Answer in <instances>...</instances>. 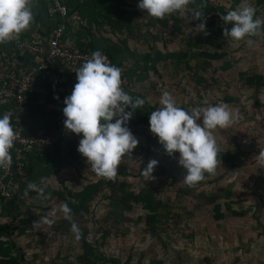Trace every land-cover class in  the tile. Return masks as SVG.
Returning a JSON list of instances; mask_svg holds the SVG:
<instances>
[{
  "label": "rangeland",
  "instance_id": "rangeland-1",
  "mask_svg": "<svg viewBox=\"0 0 264 264\" xmlns=\"http://www.w3.org/2000/svg\"><path fill=\"white\" fill-rule=\"evenodd\" d=\"M196 1L203 14L206 6ZM84 2L92 11L86 12L85 25L94 26L102 40L103 0ZM111 4L117 10L118 0ZM205 22L215 28L219 20ZM192 33H183L189 59L175 57L160 64L163 75L146 81L128 74L132 86L125 92L145 99L148 107H160L165 91L185 108L206 107L204 100L213 105L223 101L235 119L231 126L213 130L220 149L214 174L205 173L189 187L178 165L179 153L170 157L157 136L134 131L139 143L122 157L114 179L98 176L87 158L76 153L74 163L66 159L52 178L36 179L38 190H31L24 201L0 203V230H5L0 241L14 245L11 256H0V264H80L83 237L94 244L99 264H264V161L259 156L264 151V31L235 41L224 37L220 27L217 33L213 29L200 49L209 54L206 59L192 56L199 40ZM254 75L258 78L247 86L246 79ZM151 112L138 108L133 115L142 122ZM151 159L158 164L149 180L142 169ZM100 180L93 199L78 210L69 206L76 192ZM142 191L152 195L155 211L129 201L130 192ZM114 197L126 203L124 209H112ZM65 204L71 210L67 217ZM44 217L54 223H41Z\"/></svg>",
  "mask_w": 264,
  "mask_h": 264
},
{
  "label": "clouds",
  "instance_id": "clouds-1",
  "mask_svg": "<svg viewBox=\"0 0 264 264\" xmlns=\"http://www.w3.org/2000/svg\"><path fill=\"white\" fill-rule=\"evenodd\" d=\"M192 0H138V8L146 10L147 15L159 19L180 12ZM256 8L251 4L227 11L221 16L225 25L223 35L235 41L257 36L264 31V20L256 15ZM204 14L193 13V19H200L198 31L208 35ZM34 21L32 0H0V43L16 38L27 30ZM77 83L70 95L64 99V129L75 134H82L77 150L93 171L101 177L114 179L118 174V165L125 155H131L139 140L132 133L128 124L134 112L142 108L145 99L133 97L122 87L121 68L112 65L101 51L92 52L91 58L75 70ZM58 98V97H57ZM205 106L185 108L177 104L167 91L163 92L159 105L149 115V130L158 137L166 154L174 157L179 153L178 165L183 169L186 185L194 187L204 179L205 173L214 174L219 155V145L213 134L217 128H227L234 122L231 109L220 101ZM115 120L113 122V118ZM10 115L0 116V169L11 166L10 150L17 139ZM264 161V151L259 153ZM156 159L148 161L142 169V175L154 179ZM27 188L38 190L34 182ZM65 216L70 215V208L62 206ZM41 223L51 226L53 219L41 218ZM72 231L79 237V228L73 223Z\"/></svg>",
  "mask_w": 264,
  "mask_h": 264
},
{
  "label": "crops",
  "instance_id": "crops-1",
  "mask_svg": "<svg viewBox=\"0 0 264 264\" xmlns=\"http://www.w3.org/2000/svg\"><path fill=\"white\" fill-rule=\"evenodd\" d=\"M44 1L32 0L34 21L27 30L23 31L29 37L48 34L50 28L56 23L57 19L51 18L47 14ZM112 1L103 0L104 31L103 39L99 40L100 37L95 36L98 32L94 26H86L84 22L85 17L83 15H86V12H92L91 9H86L83 5L85 3L84 0H72V3H69L70 13L76 14L78 18L73 24L69 23L66 35L67 42L78 46L82 45L91 50L93 47L98 48L99 51L109 49L112 53V55H109L114 65L125 64L129 69L133 68L135 70L134 72L132 71L134 78L144 81L163 75L164 70L160 64L168 65L175 57L176 61L181 62L190 58L191 54L183 47V40L185 39L183 33L188 30L199 37L197 38L199 40L195 43L198 49L196 48L197 50L192 56L203 57V59L209 57L208 53L200 50L201 46L204 45V39L207 38V35L198 31L197 25L201 20H191L194 12H200V5L196 0H192L180 12H174L164 19L147 15L146 10L138 8V0H118L117 10L111 4ZM248 4L255 7L257 10L256 15L261 20H264V0H224L219 12L220 29L224 31L225 28L231 27V24L225 25L223 23L221 19L223 14ZM213 29L212 26L206 24L208 33ZM176 48L180 50H176ZM0 52L12 63L22 64L31 60V56L22 54L9 41L0 43ZM200 61L204 63L202 60ZM169 66H167L168 69L172 71V67ZM173 66L175 67V65ZM73 86V80L65 74V70L62 67L55 68L49 73L36 77L33 102H30L29 111L23 115V123L29 132L36 133L45 131L47 128L52 130L57 127L63 114L62 110L57 106V100L61 96L70 93L73 90ZM154 105L151 107L143 105L142 108L154 111L158 108V104ZM5 113L10 115V122L16 116L12 109L8 110V108L0 106V116ZM147 114L149 115L150 113ZM60 150L62 149L56 147L43 153L41 157L44 159L40 161L41 163H35L37 160L35 155L31 156L33 161L29 157L25 176L19 180L21 190H25L29 182L35 183L36 179H48L58 174L62 170L63 166L61 165L66 162V159L74 163V154L64 156V154L60 153ZM30 166H33L30 175L32 180H29L28 177Z\"/></svg>",
  "mask_w": 264,
  "mask_h": 264
},
{
  "label": "built area",
  "instance_id": "built-area-1",
  "mask_svg": "<svg viewBox=\"0 0 264 264\" xmlns=\"http://www.w3.org/2000/svg\"><path fill=\"white\" fill-rule=\"evenodd\" d=\"M204 6L203 14L206 19L220 21L219 10L224 0H199ZM47 14L55 18L56 23L50 28L46 35L28 37L21 32L16 38L9 42L22 54L31 56L28 63H12L2 52H0V106L13 104L15 118L11 124L18 134L13 148L10 150L12 156L11 166L0 169V198L11 200L19 194V180L25 176L26 167L31 155L43 154L54 148L65 149L69 141L80 137V134L71 133L64 129L62 114L61 121L50 131L29 132L23 123V115L29 111L30 102H33L35 92V80L37 76L46 74L55 68L62 67L65 74L70 77L74 85L77 83L76 69L91 58L92 50L83 49L77 44L68 43L66 40L69 23H74L78 18L71 14L70 6L63 0H45ZM109 62L113 64L112 58L106 51ZM116 66V65H115ZM121 68V87L123 90L132 86V81L126 74L129 67L125 64ZM74 87V86H73ZM72 92V91H71ZM61 96L57 100V106L62 110L65 107L64 99ZM63 112V111H62ZM115 117L113 118V122ZM131 131L139 134L155 136L149 130V120L137 122L133 115L128 124Z\"/></svg>",
  "mask_w": 264,
  "mask_h": 264
},
{
  "label": "trees",
  "instance_id": "trees-1",
  "mask_svg": "<svg viewBox=\"0 0 264 264\" xmlns=\"http://www.w3.org/2000/svg\"><path fill=\"white\" fill-rule=\"evenodd\" d=\"M63 1L66 2L68 5H70L69 3H72V0H63ZM87 4H89V3H87ZM83 16H85V15H83ZM211 24H214V23L211 22ZM215 26H216L215 27L216 29L214 28V30L217 33V30H219V26H220L219 25V22ZM24 35L25 36H28L26 34H24ZM80 47L83 48V49H87V47L82 46V45H80ZM92 51H96V48L93 47L92 48ZM106 52L108 54H111L112 55V53L109 51V49H107ZM118 66H120V65H118ZM132 71L134 72L135 70H131L130 71L131 74H133ZM130 73H129V70L126 71L127 76ZM251 78L252 79H248V78L246 79V81H247V84L246 85L247 86L248 85L249 86H252L253 85V82L255 81V79L258 78V76L254 75ZM256 81H257V86H259L260 85V81L259 80H256ZM4 107L8 108V110L9 109H12V111H14L13 104H10V105L4 106ZM136 120H138L137 117H136ZM45 131H50V129L47 128ZM135 133L138 135L137 132H135ZM81 136H82V134H80V137H78V138H76L74 140L69 141L68 144H67V148L60 150V153L64 154V156L65 155L66 156H69L71 154H74L75 155L76 153H79L78 150H77V147H78L79 140H80ZM31 156H33V155H31ZM35 157L37 159L35 163H41L40 161H43V159H44L43 157H41V154H37V155H35ZM32 158L33 157H31V160H32ZM101 181L102 180H100L98 182H94V183L88 184L81 191L76 192L74 194L75 201H74L73 204L69 203V206H71V207L74 206V210L75 209L78 210L81 206H84V204L86 202H88L89 200L93 199L92 198L93 197V194L96 193L99 190V186H101V183H102ZM30 191L31 190L28 189V188H26L25 190H21V188H20L19 189V194L14 199L6 200V199L0 198V203H3L2 205H7V204L10 205V204H14V202L15 203H19L20 201H24L25 199L28 198ZM127 197L129 198V201L132 200L134 203L142 205L143 208L146 209V210H150V211H155L156 210V206L154 204V199H153L152 195L149 193V191H142V192H139V193L130 192V194ZM120 202H121L120 200H117V197H114V203L112 204L113 205L112 206V209L114 211H118L119 209L123 208L126 205V203L121 204ZM4 231L5 230H2L1 229L0 230V235ZM9 233L10 232H8V231L5 232L6 237H7L8 240L10 239V237H9L10 234ZM0 238H1V236H0ZM82 242H83V254L81 256V262H80V264H99L98 263V253L96 251V248H95L94 244L92 242L88 241L87 238H85V237L82 238ZM4 244H5L4 242H1L0 241V256L7 258V257H9V256L12 255V249H13V246L14 245L12 246L13 242H11V241H10V244H7L6 246H4Z\"/></svg>",
  "mask_w": 264,
  "mask_h": 264
}]
</instances>
